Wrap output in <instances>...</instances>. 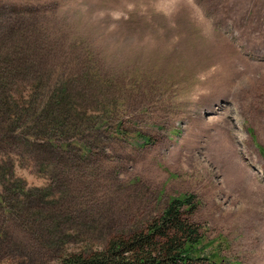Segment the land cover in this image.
Returning a JSON list of instances; mask_svg holds the SVG:
<instances>
[{
  "label": "rangeland",
  "instance_id": "374dc122",
  "mask_svg": "<svg viewBox=\"0 0 264 264\" xmlns=\"http://www.w3.org/2000/svg\"><path fill=\"white\" fill-rule=\"evenodd\" d=\"M187 194L195 264H264V0H0V264Z\"/></svg>",
  "mask_w": 264,
  "mask_h": 264
},
{
  "label": "trees",
  "instance_id": "16d2710c",
  "mask_svg": "<svg viewBox=\"0 0 264 264\" xmlns=\"http://www.w3.org/2000/svg\"><path fill=\"white\" fill-rule=\"evenodd\" d=\"M139 138L140 144L149 141L142 135ZM191 199L188 194L170 198L143 230L127 237H113L98 250L65 254L56 264H195L203 261V236L188 219L193 206Z\"/></svg>",
  "mask_w": 264,
  "mask_h": 264
}]
</instances>
